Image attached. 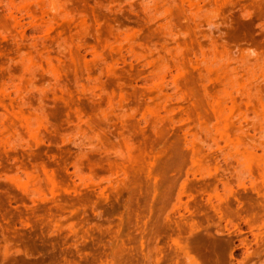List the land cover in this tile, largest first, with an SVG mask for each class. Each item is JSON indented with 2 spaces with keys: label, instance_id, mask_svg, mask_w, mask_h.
Listing matches in <instances>:
<instances>
[{
  "label": "rangeland",
  "instance_id": "374dc122",
  "mask_svg": "<svg viewBox=\"0 0 264 264\" xmlns=\"http://www.w3.org/2000/svg\"><path fill=\"white\" fill-rule=\"evenodd\" d=\"M0 264H264V0H0Z\"/></svg>",
  "mask_w": 264,
  "mask_h": 264
}]
</instances>
